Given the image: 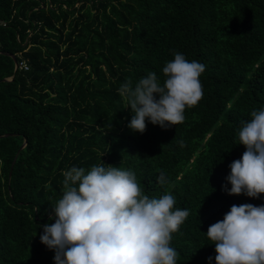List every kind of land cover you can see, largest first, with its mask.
Here are the masks:
<instances>
[{"label":"trees","instance_id":"1","mask_svg":"<svg viewBox=\"0 0 264 264\" xmlns=\"http://www.w3.org/2000/svg\"><path fill=\"white\" fill-rule=\"evenodd\" d=\"M176 52L206 66L203 98L181 124L133 132L118 88L150 72L162 84ZM262 108L264 0H0V264H54L40 235L63 173L102 163L188 210L177 264H215L209 226L232 205H264L226 183L240 122Z\"/></svg>","mask_w":264,"mask_h":264},{"label":"clouds","instance_id":"2","mask_svg":"<svg viewBox=\"0 0 264 264\" xmlns=\"http://www.w3.org/2000/svg\"><path fill=\"white\" fill-rule=\"evenodd\" d=\"M205 67L176 52L162 69V84L154 72L134 86L131 80L121 84L118 94L132 112L129 129L143 134L146 121L161 129L183 123L186 108L203 98L199 78ZM238 142L245 151L229 165L228 195L259 198L264 195V108L240 122ZM63 176L62 198L51 208L55 222L44 224L40 235V243L54 252V264H177L171 240L189 212L175 207L173 195L149 198L132 170L104 163L87 172L74 166ZM157 182H166L163 173ZM206 236L215 245V264H264V205H232Z\"/></svg>","mask_w":264,"mask_h":264},{"label":"water","instance_id":"3","mask_svg":"<svg viewBox=\"0 0 264 264\" xmlns=\"http://www.w3.org/2000/svg\"><path fill=\"white\" fill-rule=\"evenodd\" d=\"M11 57H12L14 63H15L14 68H15V71H16V70L18 69V64H17V62H16L15 57H14V56H11ZM3 81H11V78H9V79H4ZM5 136H8V135H5ZM0 137H1V136H0Z\"/></svg>","mask_w":264,"mask_h":264}]
</instances>
